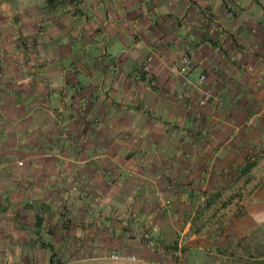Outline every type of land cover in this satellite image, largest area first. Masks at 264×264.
Listing matches in <instances>:
<instances>
[{
  "label": "crops",
  "instance_id": "1",
  "mask_svg": "<svg viewBox=\"0 0 264 264\" xmlns=\"http://www.w3.org/2000/svg\"><path fill=\"white\" fill-rule=\"evenodd\" d=\"M0 72L8 264H264V0H0Z\"/></svg>",
  "mask_w": 264,
  "mask_h": 264
},
{
  "label": "built area",
  "instance_id": "2",
  "mask_svg": "<svg viewBox=\"0 0 264 264\" xmlns=\"http://www.w3.org/2000/svg\"><path fill=\"white\" fill-rule=\"evenodd\" d=\"M216 24V23H215ZM196 67V63L193 61L191 55L189 53H185L181 56L180 61L172 65V70L180 75L189 76L192 70ZM1 76V72H0ZM207 80V75L204 72H200L195 79L197 85L203 84ZM190 81V80H189ZM191 82V81H190ZM64 110V107H60L58 109L59 114ZM258 152V151H257ZM22 161H19L21 163ZM109 174H112V171H109ZM243 205L239 204L236 207V212H242ZM108 260H111L115 264H160L154 260H148L140 255H136L134 253H117L113 252L108 255Z\"/></svg>",
  "mask_w": 264,
  "mask_h": 264
},
{
  "label": "rangeland",
  "instance_id": "3",
  "mask_svg": "<svg viewBox=\"0 0 264 264\" xmlns=\"http://www.w3.org/2000/svg\"><path fill=\"white\" fill-rule=\"evenodd\" d=\"M110 176H112V174H109ZM239 204H241V203H239ZM64 212H70V210L69 209H62ZM54 211H57V210H54ZM67 214V213H66ZM69 214V213H68ZM70 215H72L73 216V214L70 212ZM8 242H12V239H10L9 240V234L7 233V234H5V238L4 237H2V239L0 240V244L1 243H3V244H5V243H7L8 244ZM7 247H4V248H2V249H0V251H2V250H4V249H6ZM10 251V250H9ZM8 251V252H9ZM8 252H7V254H4V255H1L0 254V264H8L9 263V259L11 258V256H9V254H8ZM113 252H117V253H126V254H128L129 252H126V251H113V250H110L109 252H107V254H106V257H108V255L109 254H111V253H113ZM53 258H52V260L50 259V263L49 264H58V263H61V259L59 258V257H56V253H54L53 252ZM50 257H51V255H50ZM29 259L30 258H28V261H29ZM19 260H21V261H23V262H25L27 259H26V257H19ZM31 260H32V262H33V264H42V262L44 261V257H43V255L42 254H38V252L37 253H35L32 257H31ZM112 264H115V263H113L111 260H109ZM45 263V262H44Z\"/></svg>",
  "mask_w": 264,
  "mask_h": 264
},
{
  "label": "trees",
  "instance_id": "4",
  "mask_svg": "<svg viewBox=\"0 0 264 264\" xmlns=\"http://www.w3.org/2000/svg\"><path fill=\"white\" fill-rule=\"evenodd\" d=\"M40 219H41V217L38 215V216H37V220L39 221ZM53 255H54V254H51V257H50L51 260H52V258L54 257Z\"/></svg>",
  "mask_w": 264,
  "mask_h": 264
}]
</instances>
